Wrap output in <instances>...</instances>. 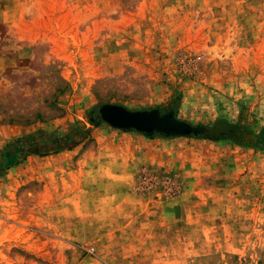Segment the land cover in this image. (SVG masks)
<instances>
[{"label": "rangeland", "instance_id": "obj_1", "mask_svg": "<svg viewBox=\"0 0 264 264\" xmlns=\"http://www.w3.org/2000/svg\"><path fill=\"white\" fill-rule=\"evenodd\" d=\"M102 104L264 133V0H0V151L82 132L0 175V264H264V149Z\"/></svg>", "mask_w": 264, "mask_h": 264}, {"label": "trees", "instance_id": "obj_2", "mask_svg": "<svg viewBox=\"0 0 264 264\" xmlns=\"http://www.w3.org/2000/svg\"><path fill=\"white\" fill-rule=\"evenodd\" d=\"M87 119L90 123L100 121L101 119L98 114V109L96 112H93L92 109L88 110ZM228 124L232 129V132L224 134L220 138L227 137L243 146H253L264 149V133H253L248 128L239 124ZM70 134L71 132L59 134L53 131L37 129L13 138L3 146L0 151V175L10 167L20 163L27 155L32 154L42 156L73 147L78 143L82 132L78 135ZM144 135L149 136L150 134L144 133Z\"/></svg>", "mask_w": 264, "mask_h": 264}, {"label": "water", "instance_id": "obj_3", "mask_svg": "<svg viewBox=\"0 0 264 264\" xmlns=\"http://www.w3.org/2000/svg\"><path fill=\"white\" fill-rule=\"evenodd\" d=\"M102 121L111 127L123 130H136L145 134L157 132L164 135H202L220 138L231 133L232 129L225 121H218L210 128L191 126L173 117L170 113L159 114L156 109L128 110L120 105L102 104L98 108Z\"/></svg>", "mask_w": 264, "mask_h": 264}, {"label": "crops", "instance_id": "obj_4", "mask_svg": "<svg viewBox=\"0 0 264 264\" xmlns=\"http://www.w3.org/2000/svg\"><path fill=\"white\" fill-rule=\"evenodd\" d=\"M123 131H124V130H123ZM125 131H128V130H125ZM125 131H124V132H125ZM7 170H8V171H11V167H10L9 169H7Z\"/></svg>", "mask_w": 264, "mask_h": 264}]
</instances>
